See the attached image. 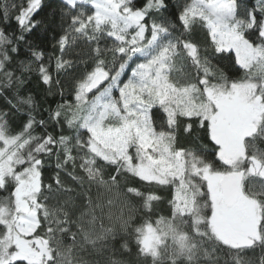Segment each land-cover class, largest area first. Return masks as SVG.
Instances as JSON below:
<instances>
[{"label":"snow or ice","instance_id":"snow-or-ice-1","mask_svg":"<svg viewBox=\"0 0 264 264\" xmlns=\"http://www.w3.org/2000/svg\"><path fill=\"white\" fill-rule=\"evenodd\" d=\"M0 264H264V0H5Z\"/></svg>","mask_w":264,"mask_h":264},{"label":"trees","instance_id":"trees-1","mask_svg":"<svg viewBox=\"0 0 264 264\" xmlns=\"http://www.w3.org/2000/svg\"><path fill=\"white\" fill-rule=\"evenodd\" d=\"M5 2V0H0V8H2L3 3ZM22 0H7V3L12 4V3H16L19 4L21 3ZM47 3H55V0H46ZM248 2L254 3V0H248ZM47 11V10H45ZM15 14V10H13V16ZM12 27L15 28L16 24H15V20L14 18L12 19V21L10 22ZM42 39L44 38L43 36L41 37ZM197 41L202 42L204 39L203 33H196L195 37H194ZM50 39V37H49ZM31 90L33 91L35 97L37 98L38 101H40V103L42 104V106L47 107V104L44 102V89L42 85H39L38 83L35 82V80L33 81L32 85H31ZM39 131V129H38ZM183 142V141H182ZM186 143V142H185Z\"/></svg>","mask_w":264,"mask_h":264}]
</instances>
